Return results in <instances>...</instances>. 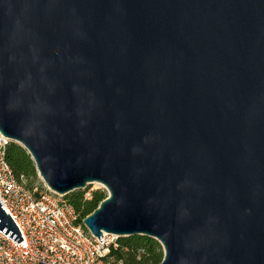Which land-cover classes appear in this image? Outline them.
<instances>
[{
    "label": "water",
    "instance_id": "95a60500",
    "mask_svg": "<svg viewBox=\"0 0 264 264\" xmlns=\"http://www.w3.org/2000/svg\"><path fill=\"white\" fill-rule=\"evenodd\" d=\"M0 133L61 197L107 190L97 239L264 264V0H0Z\"/></svg>",
    "mask_w": 264,
    "mask_h": 264
},
{
    "label": "built area",
    "instance_id": "2783aa9c",
    "mask_svg": "<svg viewBox=\"0 0 264 264\" xmlns=\"http://www.w3.org/2000/svg\"><path fill=\"white\" fill-rule=\"evenodd\" d=\"M10 143L0 133V201L23 241L17 243L0 231V264H109L110 248L117 246L118 238L108 234L93 237L84 219L41 178L29 190L6 161ZM90 186L83 190L87 200L95 191Z\"/></svg>",
    "mask_w": 264,
    "mask_h": 264
},
{
    "label": "trees",
    "instance_id": "16d2710c",
    "mask_svg": "<svg viewBox=\"0 0 264 264\" xmlns=\"http://www.w3.org/2000/svg\"><path fill=\"white\" fill-rule=\"evenodd\" d=\"M6 161L16 178L23 180L29 190L40 184L35 162L26 149L17 143H10L6 149ZM91 188V186H90ZM88 188V189H90ZM86 191L76 190L64 197V202L85 219L93 214L103 201L108 198L106 190H95L92 199H85ZM117 246L110 248L107 261L116 264H161L164 260L162 245L149 237L132 236L117 239Z\"/></svg>",
    "mask_w": 264,
    "mask_h": 264
},
{
    "label": "rangeland",
    "instance_id": "374dc122",
    "mask_svg": "<svg viewBox=\"0 0 264 264\" xmlns=\"http://www.w3.org/2000/svg\"><path fill=\"white\" fill-rule=\"evenodd\" d=\"M40 178V177H39ZM41 182V181H40ZM36 186H38V184L36 185ZM91 188H93L94 190H106L102 185H100V184H97V183H95V184H93L92 186H91ZM107 191V190H106ZM108 196H109V194H108ZM110 264H116V263H114V262H110Z\"/></svg>",
    "mask_w": 264,
    "mask_h": 264
}]
</instances>
